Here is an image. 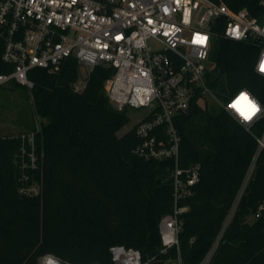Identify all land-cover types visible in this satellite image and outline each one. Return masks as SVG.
<instances>
[{
	"label": "trees",
	"instance_id": "16d2710c",
	"mask_svg": "<svg viewBox=\"0 0 264 264\" xmlns=\"http://www.w3.org/2000/svg\"><path fill=\"white\" fill-rule=\"evenodd\" d=\"M214 1L264 20L263 0ZM260 50L252 41L216 38L210 57L221 98L246 88L264 104V75L255 70ZM7 70L0 57V72ZM113 73L95 66L77 90L75 55L54 72L30 71L33 122L26 133L0 135V264H42L47 255L45 264L52 255L67 264H114L117 245L139 250L147 264H201L211 251L208 264H264V118L247 129L224 108L203 104L200 91L175 118L179 165L199 164L201 180L180 201L189 209L179 246L162 251L161 219L175 205V161L137 155L136 125L118 134L131 117L107 93ZM30 133L37 168L27 153ZM35 183L39 193L22 191Z\"/></svg>",
	"mask_w": 264,
	"mask_h": 264
},
{
	"label": "built area",
	"instance_id": "2783aa9c",
	"mask_svg": "<svg viewBox=\"0 0 264 264\" xmlns=\"http://www.w3.org/2000/svg\"><path fill=\"white\" fill-rule=\"evenodd\" d=\"M197 35L207 37L205 44L193 43ZM218 36L258 43L261 50L255 70L261 74L257 68L264 54V20L247 8L233 10L214 0H0V57L8 68L0 72V87L16 82L31 93L33 68L54 72L71 55L78 58L80 66H112L114 73L106 90L115 107L144 111L136 125L139 141L135 153L175 161L171 173L175 205L160 223L162 251H167L179 246L182 215L189 209L180 201L191 196L201 180L199 164L179 165L182 136L175 118L189 110L199 91L205 103L207 75L216 67L210 54ZM242 91L260 107L250 121H242L228 107ZM219 102L247 129L264 118V104L246 88ZM28 140L32 144L27 151L30 165L37 168L34 133ZM259 144L264 147V135ZM22 191L37 194L40 185ZM111 251L114 264L148 263L134 248L117 245ZM211 256L212 251L201 264H208Z\"/></svg>",
	"mask_w": 264,
	"mask_h": 264
},
{
	"label": "rangeland",
	"instance_id": "374dc122",
	"mask_svg": "<svg viewBox=\"0 0 264 264\" xmlns=\"http://www.w3.org/2000/svg\"><path fill=\"white\" fill-rule=\"evenodd\" d=\"M91 69L92 67L85 65L81 66V74L76 83L78 90H82L85 86ZM215 77H217V72L214 70L207 75L209 90L205 94L204 102L210 107H221L219 100H223V98L218 95L219 88L218 86H215L216 80L213 81ZM211 81H213L212 86L209 85ZM129 115L131 117V121L119 130V135H123L137 125L140 117L144 115V111L129 108ZM32 122V100L26 88L16 82H9L0 87V135L26 133V125L31 124ZM236 201L238 203L239 198H237ZM45 257L41 258L42 264H45ZM50 257L54 256L52 255Z\"/></svg>",
	"mask_w": 264,
	"mask_h": 264
},
{
	"label": "clouds",
	"instance_id": "9594fccd",
	"mask_svg": "<svg viewBox=\"0 0 264 264\" xmlns=\"http://www.w3.org/2000/svg\"><path fill=\"white\" fill-rule=\"evenodd\" d=\"M204 37L205 36L199 35V37L197 38L198 42H203L202 38ZM203 44H205V42ZM257 70L261 74H264V54L261 55V60L258 64ZM228 107L229 109L235 110L242 121L252 120V118L260 111V107L257 102L251 99L250 95L246 91H242L241 93H239L234 101L228 105ZM237 108L239 109V111L236 110ZM47 264H56V262L52 258H48Z\"/></svg>",
	"mask_w": 264,
	"mask_h": 264
},
{
	"label": "snow or ice",
	"instance_id": "6c2138e0",
	"mask_svg": "<svg viewBox=\"0 0 264 264\" xmlns=\"http://www.w3.org/2000/svg\"><path fill=\"white\" fill-rule=\"evenodd\" d=\"M198 37H199V35H197V36L195 37V39L193 40V43L198 44V45H203V43L206 42V39H207V38L204 37V38H202V41H203V42H198V39H197ZM119 38H120V37H117V39H119ZM236 110L239 111L238 108H237Z\"/></svg>",
	"mask_w": 264,
	"mask_h": 264
},
{
	"label": "bare ground",
	"instance_id": "6f19581e",
	"mask_svg": "<svg viewBox=\"0 0 264 264\" xmlns=\"http://www.w3.org/2000/svg\"><path fill=\"white\" fill-rule=\"evenodd\" d=\"M46 258V257H45ZM49 258H52L53 260H55L56 264H66V263H63L61 260L55 258V257H49ZM48 260V259H47Z\"/></svg>",
	"mask_w": 264,
	"mask_h": 264
}]
</instances>
